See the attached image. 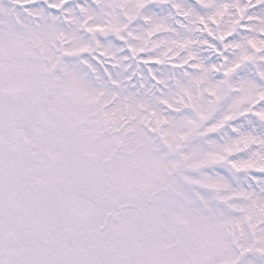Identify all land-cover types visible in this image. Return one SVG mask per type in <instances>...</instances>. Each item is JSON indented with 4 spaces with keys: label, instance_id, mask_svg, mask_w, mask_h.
Instances as JSON below:
<instances>
[{
    "label": "snow or ice",
    "instance_id": "snow-or-ice-1",
    "mask_svg": "<svg viewBox=\"0 0 264 264\" xmlns=\"http://www.w3.org/2000/svg\"><path fill=\"white\" fill-rule=\"evenodd\" d=\"M0 264H264V0H0Z\"/></svg>",
    "mask_w": 264,
    "mask_h": 264
}]
</instances>
